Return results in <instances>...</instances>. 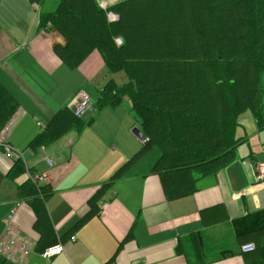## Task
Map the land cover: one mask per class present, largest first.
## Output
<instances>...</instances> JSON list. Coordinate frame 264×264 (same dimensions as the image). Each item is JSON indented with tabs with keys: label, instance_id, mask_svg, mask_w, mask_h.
Instances as JSON below:
<instances>
[{
	"label": "crops",
	"instance_id": "1",
	"mask_svg": "<svg viewBox=\"0 0 264 264\" xmlns=\"http://www.w3.org/2000/svg\"><path fill=\"white\" fill-rule=\"evenodd\" d=\"M118 1L98 0L105 7ZM56 4L0 0V86L16 104L7 140L23 153L5 158L0 151V234L4 216L20 203L12 224L36 243L22 264H264V247L257 246L264 245V229L238 236L233 226L264 210V187L255 181L264 162L258 158L264 126L248 110L240 113L234 134L241 141L232 160L214 174L192 170L195 189L168 196L170 173L154 170L160 151L143 150L128 103L97 104L109 79L116 86L128 80L117 84L97 50L67 65L55 51L63 36L40 26V14ZM82 92L91 97L94 115L76 122L71 105ZM244 112L253 123L240 119ZM17 159L23 171L14 176ZM28 172L48 179L32 183L41 195L26 200L27 188L19 186L30 182ZM248 242L255 248L242 252ZM56 243L61 252L45 257L44 249ZM225 250L231 254L221 256ZM0 264L15 263L0 254Z\"/></svg>",
	"mask_w": 264,
	"mask_h": 264
},
{
	"label": "trees",
	"instance_id": "2",
	"mask_svg": "<svg viewBox=\"0 0 264 264\" xmlns=\"http://www.w3.org/2000/svg\"><path fill=\"white\" fill-rule=\"evenodd\" d=\"M108 11L117 19L109 21ZM39 22L65 39L55 51L67 65L97 50L109 73L126 74L120 86L107 81L97 104L126 99L146 138L143 150L160 151L154 170L170 173L168 196L195 189L192 170L214 174L232 160L241 112L264 126V0H120L106 7L98 0H57ZM15 105L0 86V128ZM11 171H23L19 159ZM19 187L27 188L26 200L41 195L27 180ZM233 226L238 236L264 229V210Z\"/></svg>",
	"mask_w": 264,
	"mask_h": 264
},
{
	"label": "built area",
	"instance_id": "3",
	"mask_svg": "<svg viewBox=\"0 0 264 264\" xmlns=\"http://www.w3.org/2000/svg\"><path fill=\"white\" fill-rule=\"evenodd\" d=\"M100 4L105 7V3ZM107 19L109 21H114L117 19V15L109 12L107 14ZM115 43L117 45L121 44V38H115ZM72 114L75 117H80L85 111L90 110L92 108V100L91 97L87 93H80L74 103L71 105ZM15 118L12 117L8 119V121L0 128V151L5 158L10 157L13 153H15L18 157H21L23 153L15 152L11 145L8 143V135L10 130L14 124ZM39 125H42L38 122ZM146 138L144 137L142 141L144 142ZM262 150L264 152V142L262 145ZM49 163H51L49 161ZM27 178L31 183L37 185L40 182H44L48 179L47 174L41 173H27ZM255 181L262 187H264V162L260 163L256 167L255 171ZM20 203H15L12 208L8 211V213L4 216L3 224L4 227L0 234V254L9 259L15 264H22L29 253L34 249L36 243L30 237L26 235H22L19 231L15 229L12 224L13 217L17 211ZM75 237L70 236V240L74 241ZM255 248V245L251 242L244 243L241 245L240 250L242 252H249ZM62 246L60 243H56L49 247H46L43 251V255L47 258L58 254L61 252ZM109 264V263H108Z\"/></svg>",
	"mask_w": 264,
	"mask_h": 264
},
{
	"label": "rangeland",
	"instance_id": "4",
	"mask_svg": "<svg viewBox=\"0 0 264 264\" xmlns=\"http://www.w3.org/2000/svg\"><path fill=\"white\" fill-rule=\"evenodd\" d=\"M109 12H111V11H108L107 14ZM115 38H121V37L120 36H117ZM121 40H122V38H121ZM113 79L117 82V84L125 83L128 80L127 79V76L125 75V73L123 71H117V72H115ZM122 101H126V99L124 98ZM122 101L119 104H117V105H120V106L121 105H127V101L126 102H122ZM132 113L133 112H130L129 113L130 116H132ZM93 115H94V111H93V109H90V110L85 111L80 117H81L82 121H86L87 119H89L90 116H93ZM242 118H245V120L247 122L253 123L252 117L249 114H247V113L242 114L241 117H240V119H242ZM135 126H137L136 128L139 129V125L138 124H135L134 126H132V128L135 127ZM259 133H260V134H258L259 136H264V129H262ZM247 135H248V133H247ZM253 149H254V153L255 154H257L260 151L259 148H257V144L255 145V148H253ZM261 153H262V156L261 157L259 156L258 158H259V160L262 161V160H264V152L262 150V147H261Z\"/></svg>",
	"mask_w": 264,
	"mask_h": 264
},
{
	"label": "water",
	"instance_id": "5",
	"mask_svg": "<svg viewBox=\"0 0 264 264\" xmlns=\"http://www.w3.org/2000/svg\"><path fill=\"white\" fill-rule=\"evenodd\" d=\"M134 132L140 136V138H144V136L140 133L138 129H134Z\"/></svg>",
	"mask_w": 264,
	"mask_h": 264
}]
</instances>
